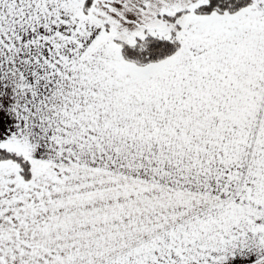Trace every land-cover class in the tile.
<instances>
[{
	"label": "snow or ice",
	"instance_id": "6c2138e0",
	"mask_svg": "<svg viewBox=\"0 0 264 264\" xmlns=\"http://www.w3.org/2000/svg\"><path fill=\"white\" fill-rule=\"evenodd\" d=\"M0 264H264V0H0Z\"/></svg>",
	"mask_w": 264,
	"mask_h": 264
}]
</instances>
